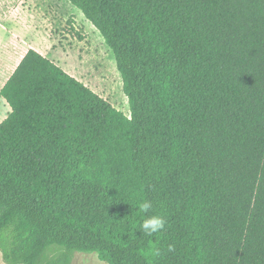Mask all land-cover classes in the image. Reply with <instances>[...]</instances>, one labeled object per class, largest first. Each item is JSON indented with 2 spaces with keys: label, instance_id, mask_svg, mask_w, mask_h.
Wrapping results in <instances>:
<instances>
[{
  "label": "trees",
  "instance_id": "trees-1",
  "mask_svg": "<svg viewBox=\"0 0 264 264\" xmlns=\"http://www.w3.org/2000/svg\"><path fill=\"white\" fill-rule=\"evenodd\" d=\"M69 1L131 117L27 52L0 92L4 263L264 264V0Z\"/></svg>",
  "mask_w": 264,
  "mask_h": 264
},
{
  "label": "rangeland",
  "instance_id": "rangeland-1",
  "mask_svg": "<svg viewBox=\"0 0 264 264\" xmlns=\"http://www.w3.org/2000/svg\"><path fill=\"white\" fill-rule=\"evenodd\" d=\"M8 8L11 10L9 16L13 20L10 23L6 16ZM0 21V25L5 27H0V45L12 40L9 29L7 30L10 26V32L26 48L19 47L10 66V74L22 57L30 49H34L125 116L131 117L129 101L123 91L122 77L113 52L99 31L69 0H0ZM1 107L2 104L0 109ZM8 116L0 118V123ZM0 264H5L1 251ZM72 264L108 263L102 262L94 253H75Z\"/></svg>",
  "mask_w": 264,
  "mask_h": 264
},
{
  "label": "crops",
  "instance_id": "crops-1",
  "mask_svg": "<svg viewBox=\"0 0 264 264\" xmlns=\"http://www.w3.org/2000/svg\"><path fill=\"white\" fill-rule=\"evenodd\" d=\"M10 14H11V10L8 8V13L6 16H7V21H9V23L13 21L9 16ZM4 22L6 23V21H4ZM14 24H16L15 20L13 22V26H15ZM0 27L5 28L3 26V24H1ZM7 30L10 33L12 40L10 42H8L7 44H1L0 45V92H1L2 88L4 87V85L6 84V82L9 80V78L14 73L13 72L10 74L9 69H10L12 62L16 58V54L19 51V47L26 49L25 46L21 45L20 42L17 40V38H15V36L10 32V26L7 28ZM25 40L27 41V38H25ZM15 45H17V46H15ZM24 56L22 57V59L24 58ZM22 59L19 61L18 65L20 64ZM18 65L16 66V68L18 67ZM16 68H15V70H16ZM0 101H1L0 104H2V107L0 109V118H3L5 115L8 116V114L11 113V108L7 104V102L4 99H2L1 97H0Z\"/></svg>",
  "mask_w": 264,
  "mask_h": 264
},
{
  "label": "clouds",
  "instance_id": "clouds-1",
  "mask_svg": "<svg viewBox=\"0 0 264 264\" xmlns=\"http://www.w3.org/2000/svg\"><path fill=\"white\" fill-rule=\"evenodd\" d=\"M151 208V203L150 202H144L141 205V209L144 212H147L148 209ZM166 224L165 219L162 216L159 215H152L146 217L141 225V229L145 235H152L155 234L161 230L164 229Z\"/></svg>",
  "mask_w": 264,
  "mask_h": 264
}]
</instances>
